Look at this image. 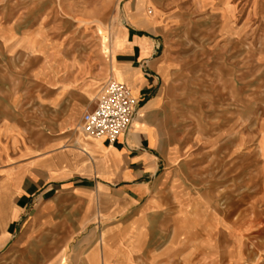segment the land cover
I'll use <instances>...</instances> for the list:
<instances>
[{
    "label": "crops",
    "instance_id": "0c3cea01",
    "mask_svg": "<svg viewBox=\"0 0 264 264\" xmlns=\"http://www.w3.org/2000/svg\"><path fill=\"white\" fill-rule=\"evenodd\" d=\"M145 1L152 3L137 1L110 53L108 74L103 44L90 51L87 42L36 29V52H27L26 27L0 14V264L237 263L233 224L217 216L215 181H203L202 168L186 176L155 140L148 117L163 98L158 84L171 58L154 31L159 12L149 17ZM192 1L195 20H210L217 37L228 38L227 11L238 9L230 38L250 40L255 31L264 50V0ZM30 53L39 59L26 68ZM112 72L139 101L113 143L81 129Z\"/></svg>",
    "mask_w": 264,
    "mask_h": 264
},
{
    "label": "rangeland",
    "instance_id": "374dc122",
    "mask_svg": "<svg viewBox=\"0 0 264 264\" xmlns=\"http://www.w3.org/2000/svg\"><path fill=\"white\" fill-rule=\"evenodd\" d=\"M137 1L0 0V14L20 28L26 27L27 52H36V29L43 37L48 32L53 40L62 36L67 42H87L90 51L103 44L108 74L110 53L115 55L124 31L131 27L130 15L136 11ZM151 1H145V12L151 18L159 12L154 31L165 40L160 52L166 50L171 58L158 84L163 98L148 117L155 140L160 149L181 161L186 176L197 178L202 168V180L215 181L218 219L233 224L235 263L264 264L262 40L256 39L255 31L249 34L250 40L230 38L239 28L229 17L240 15L238 9L227 11L226 38L213 34L210 20H195L192 0ZM243 26L248 30L249 25ZM138 27L143 28L141 33L150 34L145 25ZM47 50L46 44L42 49L46 58ZM32 55L25 57L26 68L39 59ZM11 61L15 68L17 58ZM116 67L114 63V72ZM14 74L10 69V78L16 81ZM109 77L122 80L113 72L107 81Z\"/></svg>",
    "mask_w": 264,
    "mask_h": 264
},
{
    "label": "built area",
    "instance_id": "2783aa9c",
    "mask_svg": "<svg viewBox=\"0 0 264 264\" xmlns=\"http://www.w3.org/2000/svg\"><path fill=\"white\" fill-rule=\"evenodd\" d=\"M139 101L124 83L110 78L99 94L94 109L87 111L81 129L89 136L113 143L128 132Z\"/></svg>",
    "mask_w": 264,
    "mask_h": 264
},
{
    "label": "bare ground",
    "instance_id": "6f19581e",
    "mask_svg": "<svg viewBox=\"0 0 264 264\" xmlns=\"http://www.w3.org/2000/svg\"><path fill=\"white\" fill-rule=\"evenodd\" d=\"M112 79H114V80H116V81H119L118 79H116L115 77H112ZM119 82H121V81H119Z\"/></svg>",
    "mask_w": 264,
    "mask_h": 264
}]
</instances>
